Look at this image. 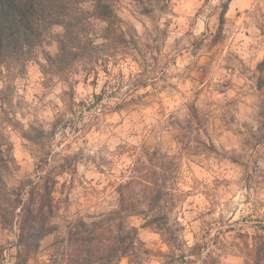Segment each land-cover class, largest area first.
Instances as JSON below:
<instances>
[{
	"label": "clouds",
	"instance_id": "1",
	"mask_svg": "<svg viewBox=\"0 0 264 264\" xmlns=\"http://www.w3.org/2000/svg\"><path fill=\"white\" fill-rule=\"evenodd\" d=\"M0 264H264V0H0Z\"/></svg>",
	"mask_w": 264,
	"mask_h": 264
},
{
	"label": "rangeland",
	"instance_id": "2",
	"mask_svg": "<svg viewBox=\"0 0 264 264\" xmlns=\"http://www.w3.org/2000/svg\"><path fill=\"white\" fill-rule=\"evenodd\" d=\"M185 3H193L195 0H184Z\"/></svg>",
	"mask_w": 264,
	"mask_h": 264
}]
</instances>
